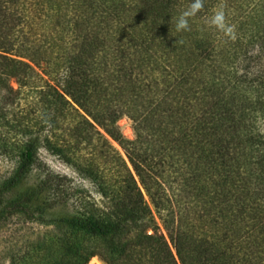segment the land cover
Listing matches in <instances>:
<instances>
[{"label":"trees","instance_id":"trees-1","mask_svg":"<svg viewBox=\"0 0 264 264\" xmlns=\"http://www.w3.org/2000/svg\"><path fill=\"white\" fill-rule=\"evenodd\" d=\"M188 3L0 0V100H53L43 108L72 113L75 129L100 128L131 165L120 159L115 192L103 182L100 218L55 220L90 243L62 234L66 264H264V68L249 52L264 43V0H204L191 30L177 32ZM221 4L235 40L207 24ZM35 150L29 142L1 193ZM32 197L9 205L23 211Z\"/></svg>","mask_w":264,"mask_h":264},{"label":"rangeland","instance_id":"rangeland-1","mask_svg":"<svg viewBox=\"0 0 264 264\" xmlns=\"http://www.w3.org/2000/svg\"><path fill=\"white\" fill-rule=\"evenodd\" d=\"M251 50L263 55L259 66L264 68V43ZM36 72L53 86L40 70ZM10 76L6 77L8 90L18 91L19 82ZM43 101L53 102L0 100V191L21 167L27 144L33 141L36 147L23 180L0 192V264H66L58 241L62 234L76 244L90 243L83 233L55 220L70 215L100 218L107 203L102 186L110 181L116 191L120 159L131 169L122 148L103 130L95 127L97 135L85 127L75 129L72 113L60 117L53 106L43 108ZM116 126L125 140H135L127 117H121ZM27 192L33 197L23 211L9 205ZM156 222L161 227L157 218ZM88 264L103 263L94 257Z\"/></svg>","mask_w":264,"mask_h":264},{"label":"clouds","instance_id":"clouds-1","mask_svg":"<svg viewBox=\"0 0 264 264\" xmlns=\"http://www.w3.org/2000/svg\"><path fill=\"white\" fill-rule=\"evenodd\" d=\"M204 7V0H190V3L175 18V30L177 32L190 31L189 21L202 12ZM207 24L209 27L223 33L225 37L231 40L236 39V26L227 22L223 4L213 10L212 15L207 20Z\"/></svg>","mask_w":264,"mask_h":264}]
</instances>
